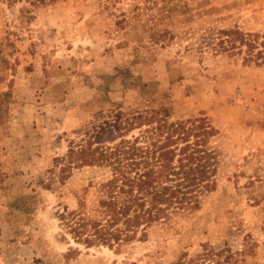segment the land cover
<instances>
[{
    "label": "rangeland",
    "instance_id": "374dc122",
    "mask_svg": "<svg viewBox=\"0 0 264 264\" xmlns=\"http://www.w3.org/2000/svg\"><path fill=\"white\" fill-rule=\"evenodd\" d=\"M152 1L0 0V264H264V0H187L212 9L160 23L173 35L157 43L131 29ZM240 36L254 42L250 60ZM151 103L211 125L198 202L169 233L76 242L59 214L101 173L75 166L61 181L57 157L116 110ZM137 132L101 140L124 147Z\"/></svg>",
    "mask_w": 264,
    "mask_h": 264
},
{
    "label": "trees",
    "instance_id": "16d2710c",
    "mask_svg": "<svg viewBox=\"0 0 264 264\" xmlns=\"http://www.w3.org/2000/svg\"><path fill=\"white\" fill-rule=\"evenodd\" d=\"M52 1L32 0V3ZM144 8L151 10L148 19L131 29L147 32L151 43H157L167 34L173 35L166 26L159 28L160 23L174 17L185 22L212 6L207 8L205 3L198 2L192 7L187 0H153ZM124 22V14L115 21L121 27ZM240 42L246 47L244 59H252L254 42L243 36ZM132 85L140 89L148 87L147 82L139 80ZM145 101L154 102V98ZM171 117V109L165 103L130 108L127 113L118 109L106 126L93 124L92 134L70 141L67 154L57 157L61 181L75 166H93L101 173L77 192L74 207L66 206L59 214L73 240L85 246L112 247L132 240L138 233L145 237L149 232L176 230L173 216L198 202L194 199L192 180L206 163L212 130L204 115ZM122 128H138L124 147L101 140L103 133ZM174 175L179 181L172 184ZM213 264L222 262L215 259Z\"/></svg>",
    "mask_w": 264,
    "mask_h": 264
}]
</instances>
